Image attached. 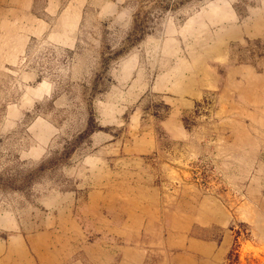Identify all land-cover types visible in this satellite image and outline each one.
<instances>
[{
  "label": "rangeland",
  "instance_id": "1",
  "mask_svg": "<svg viewBox=\"0 0 264 264\" xmlns=\"http://www.w3.org/2000/svg\"><path fill=\"white\" fill-rule=\"evenodd\" d=\"M0 264H264V0H0Z\"/></svg>",
  "mask_w": 264,
  "mask_h": 264
}]
</instances>
